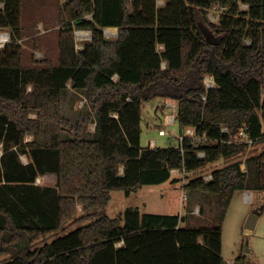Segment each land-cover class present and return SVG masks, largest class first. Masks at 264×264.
Returning <instances> with one entry per match:
<instances>
[{"label":"trees","instance_id":"obj_1","mask_svg":"<svg viewBox=\"0 0 264 264\" xmlns=\"http://www.w3.org/2000/svg\"><path fill=\"white\" fill-rule=\"evenodd\" d=\"M24 6L0 0V32L13 37L0 50V256L17 249L5 264H228L223 224L237 191H264V150L245 169L236 161L183 186L218 196L207 226H185L180 214L128 207L111 218L102 209L113 191L179 182L173 170L189 174L264 141V0H64L59 64L32 66L23 65ZM105 28L119 29L118 38H105ZM76 30L92 31L81 51ZM69 84L91 106L76 122L63 110ZM156 98L176 102L180 128L194 130L179 146L141 144L143 107ZM241 131L247 136L237 138ZM47 174L56 183L37 184ZM64 226L75 228L34 249L25 241ZM233 264H249L248 255Z\"/></svg>","mask_w":264,"mask_h":264},{"label":"rangeland","instance_id":"obj_2","mask_svg":"<svg viewBox=\"0 0 264 264\" xmlns=\"http://www.w3.org/2000/svg\"><path fill=\"white\" fill-rule=\"evenodd\" d=\"M160 6L164 5V0H157ZM64 0H24L23 26L25 37L23 40V65L32 66L34 59H47L51 63L58 65L60 60L58 41H59V9ZM211 21H216L219 17V10L213 9L209 13ZM64 95L63 110L65 115L78 121L82 116L91 111L84 95L76 93L71 84ZM31 89V88H30ZM29 89V90H30ZM85 102L84 107H80V102ZM164 98H156L147 102L143 107L142 139L143 147H148L152 139H157L158 147L179 146L182 136V129L178 120L175 124L170 123V118L178 114L175 103L168 104ZM35 117L34 113L30 114ZM96 123L91 122L86 126V136L93 138ZM160 130H165L166 136L160 135ZM239 135L237 138H242ZM33 138L27 136L26 141ZM3 150L0 144V154ZM264 150V141L258 144H250L249 149L238 157L221 160L210 164L205 168L189 173L187 176L180 172L173 174L179 182L172 180L159 185L142 186L136 193L127 196L124 191H113L108 206L102 209L103 214L111 218L117 217L128 207L138 208L142 213L152 214H180L186 217L185 226L197 228L207 226L213 222L218 209V196L216 194L203 195L194 191L187 192L183 188V183L198 177H208L215 169L223 168L233 162L242 163L245 169V160L251 155L258 154ZM21 160L28 163L31 159L28 155H22ZM183 176V178H181ZM181 178V179H180ZM209 179V178H207ZM56 183L55 174H47L38 178V184L42 186H52ZM184 194L188 199L183 201ZM244 191H237L229 207L223 224V257L228 264H233L232 260L242 254L248 255L249 264H264V191L253 192V202L248 203L244 199ZM200 209V214H195V209ZM258 215L257 225L254 230L246 229V223L251 214ZM79 214H82L81 208ZM81 224V223H79ZM84 224V223H82ZM75 227L65 226L56 232L48 234L45 238L25 241L28 246L34 249L41 246L44 242H51L55 238L63 235ZM27 246V245H25ZM17 253V249L12 253L0 256V264L12 260Z\"/></svg>","mask_w":264,"mask_h":264},{"label":"built area","instance_id":"obj_3","mask_svg":"<svg viewBox=\"0 0 264 264\" xmlns=\"http://www.w3.org/2000/svg\"><path fill=\"white\" fill-rule=\"evenodd\" d=\"M246 8V6H244ZM89 18H91V16H89ZM88 31V34L85 35V36H82V38L79 36V33H78V30L75 31V37H76V50L77 51H81L84 49L85 45L90 42L92 40V31L90 30H87ZM104 36L105 38L109 39V40H115L118 38L119 36V32L117 30V28H105L104 29ZM10 43H13V37H12V33L8 30H2L0 32V50L4 49L6 47L7 44H10ZM162 48V46L160 47ZM205 84L207 86V88H212L215 86V80L213 77H210V76H207L205 78ZM85 105V102H80V107H84ZM172 109L176 108V105H174V107H170ZM176 122V116L173 115L171 118H170V123L171 124H175ZM223 131H226V132H229V129L228 128H224ZM168 133L165 131V130H160V135L161 136H166ZM194 135V130L191 129V128H187V129H183L182 130V138L186 137V136H193ZM240 135H244L245 137L247 135L244 134L243 131H241ZM249 143L252 144L253 142L251 140H249ZM157 143H156V140L155 139H152L150 141V147L152 148H155L157 147ZM2 154V152H1ZM202 155V154H201ZM203 156V155H202ZM176 172H180V173H183L184 174V178H185V175L187 176L186 172L185 171H180V170H173L172 171V174H175ZM203 177V176H202ZM183 178V176H182ZM206 180H211L213 178L212 174L208 177H204ZM209 178V179H207ZM188 183V182H187ZM187 183H183V186ZM37 184H38V179H37ZM244 199L246 202L248 203H251L253 202V195L251 192H247V191H244ZM188 197L186 194H184V197H183V201L187 200ZM200 214V209H195V214ZM232 263H234V261H232Z\"/></svg>","mask_w":264,"mask_h":264},{"label":"water","instance_id":"obj_4","mask_svg":"<svg viewBox=\"0 0 264 264\" xmlns=\"http://www.w3.org/2000/svg\"><path fill=\"white\" fill-rule=\"evenodd\" d=\"M237 127H238V125L235 126L234 133H236ZM258 218L259 217H258V215L256 213L251 214L250 217L248 218L247 223H246V229L249 230V231L254 230L256 225H257Z\"/></svg>","mask_w":264,"mask_h":264},{"label":"crops","instance_id":"obj_5","mask_svg":"<svg viewBox=\"0 0 264 264\" xmlns=\"http://www.w3.org/2000/svg\"><path fill=\"white\" fill-rule=\"evenodd\" d=\"M117 30H118V32H119V29H117ZM81 31H85V30H81ZM167 101H168L167 105L170 104V103H175V105H177V103L174 102V101H170V100H167ZM145 104H146V103H145ZM145 104H144V105H145ZM155 140H156V143L158 144L157 139H155ZM157 146H158V145H157ZM213 171H214V170H213ZM213 171H212V172H213ZM251 193L253 194V191H252ZM234 196H235V195H234ZM233 198H234V197H233ZM232 201H233V200H232ZM230 206H231V205H230ZM222 255H223V254H222ZM234 260H235V259H234ZM234 260H232V261H234Z\"/></svg>","mask_w":264,"mask_h":264},{"label":"bare ground","instance_id":"obj_6","mask_svg":"<svg viewBox=\"0 0 264 264\" xmlns=\"http://www.w3.org/2000/svg\"><path fill=\"white\" fill-rule=\"evenodd\" d=\"M78 33H79V36L82 38V36H85L88 34V31L87 30H85V31L78 30Z\"/></svg>","mask_w":264,"mask_h":264}]
</instances>
